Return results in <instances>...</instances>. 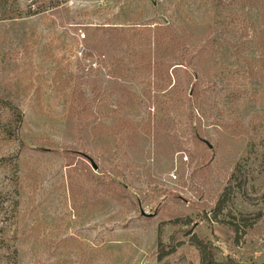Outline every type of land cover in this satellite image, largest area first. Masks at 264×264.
I'll list each match as a JSON object with an SVG mask.
<instances>
[{"label": "rangeland", "instance_id": "obj_1", "mask_svg": "<svg viewBox=\"0 0 264 264\" xmlns=\"http://www.w3.org/2000/svg\"><path fill=\"white\" fill-rule=\"evenodd\" d=\"M31 2L0 0V264H264V0Z\"/></svg>", "mask_w": 264, "mask_h": 264}, {"label": "trees", "instance_id": "obj_2", "mask_svg": "<svg viewBox=\"0 0 264 264\" xmlns=\"http://www.w3.org/2000/svg\"><path fill=\"white\" fill-rule=\"evenodd\" d=\"M65 1H67V0H40V1L39 0H32V2L28 5L27 16H33V15L45 13V12L53 10V9H57V8L61 7ZM2 10L3 9L1 8L0 12H2ZM6 10H7V8H6ZM14 11H15V13H14L15 15L10 17V18H21L22 17V10L21 9H14L13 8V10L11 12L13 13ZM2 103H3V105L0 107V124L2 125L1 133H2V135L4 134L6 136V137L4 136L2 138V141L3 140L4 141L5 140L10 141V140H13V138L10 137L9 132H11L12 130L14 131L15 134L19 132L20 124L22 122V118L19 119V121L17 122L18 123L17 125H16V123H13L14 121L12 120L11 113H10V110H13V107L9 103H4V101H1V99H0V105ZM6 110L8 112H6ZM1 125H0V127H1ZM5 125L9 126V128H3V126H5ZM214 264H218V263H214Z\"/></svg>", "mask_w": 264, "mask_h": 264}, {"label": "built area", "instance_id": "obj_3", "mask_svg": "<svg viewBox=\"0 0 264 264\" xmlns=\"http://www.w3.org/2000/svg\"><path fill=\"white\" fill-rule=\"evenodd\" d=\"M173 176H174V177H177L175 173H173Z\"/></svg>", "mask_w": 264, "mask_h": 264}, {"label": "water", "instance_id": "obj_4", "mask_svg": "<svg viewBox=\"0 0 264 264\" xmlns=\"http://www.w3.org/2000/svg\"><path fill=\"white\" fill-rule=\"evenodd\" d=\"M212 147V145H210ZM95 167V166H94Z\"/></svg>", "mask_w": 264, "mask_h": 264}]
</instances>
